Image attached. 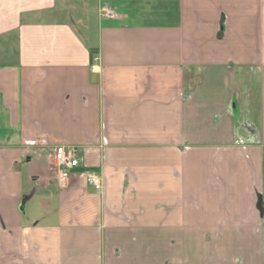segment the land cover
Here are the masks:
<instances>
[{"label":"crops","instance_id":"0c3cea01","mask_svg":"<svg viewBox=\"0 0 264 264\" xmlns=\"http://www.w3.org/2000/svg\"><path fill=\"white\" fill-rule=\"evenodd\" d=\"M260 201L264 0H0V264H264Z\"/></svg>","mask_w":264,"mask_h":264},{"label":"built area","instance_id":"2783aa9c","mask_svg":"<svg viewBox=\"0 0 264 264\" xmlns=\"http://www.w3.org/2000/svg\"><path fill=\"white\" fill-rule=\"evenodd\" d=\"M104 12L109 18L116 17V13L109 6L104 8ZM50 163L60 181L66 179L72 170L83 168L87 184L96 191H102L104 186L102 175L97 170L88 169L83 165L78 147L56 145L50 156Z\"/></svg>","mask_w":264,"mask_h":264},{"label":"water","instance_id":"95a60500","mask_svg":"<svg viewBox=\"0 0 264 264\" xmlns=\"http://www.w3.org/2000/svg\"><path fill=\"white\" fill-rule=\"evenodd\" d=\"M259 209L262 217L264 218V203L262 201L259 202Z\"/></svg>","mask_w":264,"mask_h":264},{"label":"rangeland","instance_id":"374dc122","mask_svg":"<svg viewBox=\"0 0 264 264\" xmlns=\"http://www.w3.org/2000/svg\"><path fill=\"white\" fill-rule=\"evenodd\" d=\"M88 17H91V16H88ZM91 23H92V21H91Z\"/></svg>","mask_w":264,"mask_h":264}]
</instances>
